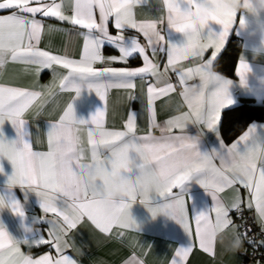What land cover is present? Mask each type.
Returning a JSON list of instances; mask_svg holds the SVG:
<instances>
[{
	"label": "snow or ice",
	"instance_id": "snow-or-ice-1",
	"mask_svg": "<svg viewBox=\"0 0 264 264\" xmlns=\"http://www.w3.org/2000/svg\"><path fill=\"white\" fill-rule=\"evenodd\" d=\"M144 0H0V68L8 61L35 66L39 75L43 70L54 66L67 70L59 78L61 90L71 89L75 98L81 92L77 80L88 81L90 91L105 102V108L96 111L90 120L77 119L73 103H69L63 115L56 123H51L47 130L48 150L33 151L32 144L25 140L26 121L23 114L40 98V91L24 88L0 86V127L5 121L11 122L17 133V140L11 142L3 138L0 131V156L7 157L13 166V173L8 177L7 186L14 185L36 192L44 213H54L59 219L48 221L51 228L48 239H41L37 247L51 245L59 254L40 255L38 258L24 255L19 245L27 241L13 239L0 225V264H77V261L64 254L69 247L68 233L76 229L85 219L102 233H108L113 226L136 227L138 225L129 214L131 202L139 193L147 196L149 192L166 197L167 203L149 211L155 217L158 212L174 219L182 225L184 231L192 235L188 221V210L183 196L173 197V189L180 188L191 177L202 174L201 186L214 201V206L195 216V238L203 252L215 255L214 246L219 234L230 227L232 237H243L249 243H255L252 230L243 225L245 231H237L230 212H235L243 220L244 209H255L257 223L264 233V152L250 146V135L256 128L246 129L238 139L226 145L221 139L220 150L211 153L201 152L199 145L191 142L186 133L189 124H195L202 130H213L219 136L222 112L232 103L229 95L214 100H206L205 69L218 61L226 50V38L233 28L234 19L214 16L213 22L221 26L217 34L209 31L204 42L196 49L184 43L175 44L162 34L159 24L163 17L156 20L137 22L133 7ZM167 7V27L176 33L191 30L188 21H181L182 5H191L192 0H163ZM98 10V19L97 12ZM55 18L78 26L82 33L83 46L79 59L67 54H52L39 48L44 31V23L37 16ZM112 18L115 34L109 31ZM243 23V21H241ZM125 29H135L143 35L146 44L136 36H126ZM51 30V27H50ZM105 44L118 51L119 55L105 57L102 49ZM148 49L151 50V56ZM166 52L163 74L169 71L176 74L181 91L179 95L187 106V111L166 120L162 125L156 121L154 103L177 91L171 82L162 86L148 84L147 111L151 127L159 128L160 136L137 135V116L130 112L123 123L122 130L108 129L104 125L107 93L109 89L129 90V99H135L131 90L136 88L135 80L147 76L159 78L161 65L151 57ZM131 58H140L142 66L113 67V64L127 65ZM196 61L195 66L179 68L185 60ZM97 65H106L96 67ZM246 68L244 57L238 59V66L233 72L243 78ZM198 80L190 84L189 81ZM231 83V81H229ZM51 88V85L48 86ZM48 95H53L52 91ZM77 125H87V144L90 162L85 163V149L77 135ZM179 129L180 134H173ZM17 143L22 147L18 148ZM254 145V142H252ZM243 146V150H242ZM102 150H107L105 154ZM219 161L217 164L215 161ZM2 171V169H0ZM113 181H120L125 186L126 196L113 204L111 211H106L97 204L107 186ZM239 185V187H237ZM231 189L234 195L225 203L221 193ZM246 190L248 200L241 196ZM11 210L23 216L21 204L10 198ZM145 203V200H141ZM0 199V206H2ZM210 212L215 213L214 220ZM7 242V247H6ZM264 246V241L259 242ZM31 246V245H30ZM192 252V245L176 250V257L181 264ZM7 256V259H5ZM138 264H143L142 261ZM172 264H177L176 260Z\"/></svg>",
	"mask_w": 264,
	"mask_h": 264
},
{
	"label": "crops",
	"instance_id": "crops-1",
	"mask_svg": "<svg viewBox=\"0 0 264 264\" xmlns=\"http://www.w3.org/2000/svg\"><path fill=\"white\" fill-rule=\"evenodd\" d=\"M8 14H10L8 11L0 12V15ZM96 14L98 19V10ZM133 14L134 19L138 23L163 17L164 23L159 24L158 27L166 39L175 44L183 42L184 37L182 34L176 33L167 27L168 12L167 7L163 4V0H144L143 3L134 5ZM36 18L41 19L44 23V31L38 45L40 49L49 51L52 54H67L70 58L79 59L83 46L82 33L85 30L80 29L78 26H72L67 22L58 21L55 18H44L39 15ZM113 22L112 18H110L109 31L115 34L116 29L113 27ZM221 30V26L213 22L210 24L209 29L206 30V34L209 31L218 34ZM125 35L136 36L142 44H146L143 35L137 33L135 29H125ZM232 38H236L239 41V51L234 66H238V59L241 56L252 63L249 49L255 41L250 40L247 33L238 26H234L231 29L226 38V46ZM148 51L151 56V50L148 49ZM102 54L105 57L119 55L118 51L108 44H105ZM151 58L154 62L161 65V76L159 78L152 76H147L144 79L137 78L135 80L136 88L131 90V94L135 96V99H129V90H108L104 121L106 128L122 130L123 123L127 119L128 114L135 112L137 116L138 136L149 133L157 137L161 135L159 128L151 127L149 123L146 87L150 83L162 86L165 82H171L177 89L176 92L169 94L167 97L155 101L154 108L158 124L162 125L166 120L187 111V106L179 95L181 86L176 74L171 71L166 75L163 74V65L167 59L166 52L158 53L157 56ZM195 63L196 61L191 59L185 60L181 61L177 67L187 68L195 66ZM104 66L106 65H97L96 67ZM111 66L137 67L142 66V62L140 58H131L127 65L113 64ZM252 68L256 74H264V61L252 63ZM54 69L55 79L52 69L43 70L37 75L35 66L20 62L8 61L0 68V86L24 88L30 91H40L43 94L40 100L30 107L22 117L26 121L25 140L32 144L33 151L46 152L48 150V127L51 123H56L59 120L69 103H73L77 119L84 120H90L96 111L105 108V102L96 95L95 91L89 90L88 81L86 80H77V83L81 87L79 97L75 98V92L71 89L61 90L58 87L59 78L62 75H66L67 70L60 66H54ZM228 77H231L234 82L230 89L232 103L224 111L241 103L264 104V93H256L254 87H250L249 89L242 88L239 83V77L234 72ZM189 83L195 84L198 83V80L194 79L193 81H189ZM251 83L254 84V81ZM50 85L51 88L48 87ZM49 91H52L53 95L49 96ZM252 124H255L264 133V122L253 121L249 125ZM76 127L78 129L77 135L80 137L82 147L85 149L83 162L88 163L90 162V152L88 151L87 144V125H77ZM200 129L195 124H189L186 133L188 135H195ZM0 131L3 132V138L7 141L17 140L16 130L11 122L5 121L3 126L0 127ZM173 134H180V130L174 129ZM239 136L232 142L226 143L221 135L220 126L219 136L216 131L204 129L199 149L201 152L207 153H211L214 150L219 151L221 139L226 145H230ZM17 147L20 148L22 145L17 143ZM102 151L106 155L109 154L107 150ZM215 162L219 164L218 160ZM0 169H2L0 171V194L17 200L21 204L24 213L23 216L16 214L8 206V208L0 210V225H3L4 230L13 239L28 242L27 244L21 243L19 245L24 255L38 258L40 255L47 254L53 258H58L59 254L51 245L45 244L39 247L37 245L41 239L50 238L48 237V231L51 228V224L48 221H57L59 218L54 213H44L42 211L40 198L36 192L22 188L19 185H14L11 189L8 188L7 180L12 175L14 169L6 157L0 156ZM201 175H195L186 181L182 187L174 188V196L169 198L174 199L176 196H183L185 198V207L188 210V221L192 235L187 234L182 225L163 212H158L155 217L152 216L149 209H156L167 203L166 197L158 196L155 192H149L147 196H142L138 193L136 199L131 202V205H133L130 209V213L136 221L138 228L131 226L120 227L117 225L113 226L110 232L102 233L91 222L85 219L76 229L68 233L66 239L69 247L64 250V254L75 259L77 264H138L140 261L143 264H172L174 259L177 264H181L180 258L175 255L176 250L181 247H188L191 243L192 252L189 253L187 260L183 264H240L243 247L239 252H228L225 250V245L233 238V229L231 227L217 236L214 246L215 255L205 253L199 248L198 241L195 238V216L214 206L212 196L199 183ZM220 195L224 202L228 203L231 201L234 192L231 189H225ZM241 196L245 201L249 198L247 191L243 189L241 190ZM141 200H145L146 202L141 203ZM245 210L248 209L245 208ZM248 211L252 212L257 223L255 209L253 208ZM209 214L214 220L215 213L210 212ZM230 216L232 217V212H230ZM34 223L35 230L31 232L27 231V227ZM257 225L259 226L258 223ZM237 231L239 230L237 229ZM221 239H223L224 243L220 242ZM5 259H7V256H5ZM258 264H264V261Z\"/></svg>",
	"mask_w": 264,
	"mask_h": 264
},
{
	"label": "clouds",
	"instance_id": "clouds-1",
	"mask_svg": "<svg viewBox=\"0 0 264 264\" xmlns=\"http://www.w3.org/2000/svg\"><path fill=\"white\" fill-rule=\"evenodd\" d=\"M181 9V21H188L191 25L189 32L181 33L184 37L182 43L189 45L193 49L198 48L208 34H206V30L213 23V17L224 16L234 19L233 27L238 26L247 33L250 40L255 41L249 49L251 62L260 63L264 61V0H192L191 5H182ZM245 61L246 68L243 78L242 80L239 78L241 87L244 89L254 87L256 93H264V74H256L252 68V63L247 59ZM205 72L206 100L223 98L225 95L230 96V89L234 83L231 77L222 73L215 63L209 65ZM252 81H254V84L251 83ZM253 127L256 128V131L250 135V146H254L257 150L264 152V133L255 124L249 125L247 129ZM189 136L192 143L200 145L203 138V130L200 129L197 134ZM252 142H254V145ZM125 196L124 184L120 181H113L107 186L104 194L98 198L97 204L110 212L113 204ZM0 199L3 202L0 210L8 208L10 204L9 197L0 194ZM130 209L129 214L131 215ZM132 219L134 220L133 217ZM34 230L35 223L27 227V231L31 232ZM220 242L224 243L223 239ZM242 247L243 239L236 236L225 245V250L228 252H239Z\"/></svg>",
	"mask_w": 264,
	"mask_h": 264
},
{
	"label": "trees",
	"instance_id": "trees-1",
	"mask_svg": "<svg viewBox=\"0 0 264 264\" xmlns=\"http://www.w3.org/2000/svg\"><path fill=\"white\" fill-rule=\"evenodd\" d=\"M239 51V41L232 38L224 55L216 62L219 70L226 76H231L233 66ZM253 121L264 122V104L241 103L222 113L220 125L221 135L226 143L232 142Z\"/></svg>",
	"mask_w": 264,
	"mask_h": 264
},
{
	"label": "built area",
	"instance_id": "built-area-1",
	"mask_svg": "<svg viewBox=\"0 0 264 264\" xmlns=\"http://www.w3.org/2000/svg\"><path fill=\"white\" fill-rule=\"evenodd\" d=\"M232 219L236 225H241L238 229L241 233L245 231L243 225H247L252 230L251 234L255 241V243H249L246 238L242 237L244 240V246L241 250L240 264H258L264 261V246H260L259 244L260 241H264V233L261 232L252 212L244 209V218L241 220L233 211Z\"/></svg>",
	"mask_w": 264,
	"mask_h": 264
}]
</instances>
